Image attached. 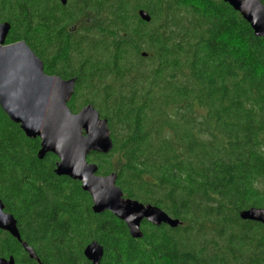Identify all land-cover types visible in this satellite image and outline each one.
<instances>
[{"label": "trees", "instance_id": "obj_1", "mask_svg": "<svg viewBox=\"0 0 264 264\" xmlns=\"http://www.w3.org/2000/svg\"><path fill=\"white\" fill-rule=\"evenodd\" d=\"M0 21L46 73L76 78L73 112L92 104L107 118L113 148L88 156L98 174L181 220L144 221L133 238L0 106V198L39 260L2 229L0 256L92 264L84 248L97 240L100 264H264V224L240 217L264 207V38L238 11L223 0H0Z\"/></svg>", "mask_w": 264, "mask_h": 264}, {"label": "water", "instance_id": "obj_2", "mask_svg": "<svg viewBox=\"0 0 264 264\" xmlns=\"http://www.w3.org/2000/svg\"><path fill=\"white\" fill-rule=\"evenodd\" d=\"M66 4L68 0H60ZM238 11L251 25L257 37L264 38V2L261 0H223ZM142 19L150 15L140 10ZM76 27L72 26V32ZM11 30L9 21H0V106L29 138L40 139L38 157L47 153L57 155L54 172L81 182L82 189L92 198L95 213L111 212L124 221L130 235L143 236L142 224H167L177 227L181 220L172 217L157 205L126 197L117 184V175L98 174V165L89 162L92 152L109 153L113 148L107 118L92 104L73 112L68 103L74 94L76 78H62L45 72L42 59L25 40L6 43ZM142 56H148L143 51ZM246 220L264 224V207H250L240 212ZM0 229L9 232L23 246L30 258L39 260L35 249L22 239L17 219L5 210L0 198ZM104 246L92 240L84 248L85 257L92 264H100ZM0 264H17L13 255L0 256Z\"/></svg>", "mask_w": 264, "mask_h": 264}, {"label": "rangeland", "instance_id": "obj_3", "mask_svg": "<svg viewBox=\"0 0 264 264\" xmlns=\"http://www.w3.org/2000/svg\"><path fill=\"white\" fill-rule=\"evenodd\" d=\"M89 155H91V154H89ZM89 162H94V163H96L95 161H89Z\"/></svg>", "mask_w": 264, "mask_h": 264}]
</instances>
